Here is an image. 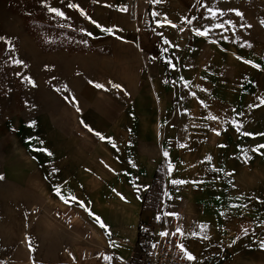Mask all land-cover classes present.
<instances>
[{
    "label": "crops",
    "instance_id": "0c3cea01",
    "mask_svg": "<svg viewBox=\"0 0 264 264\" xmlns=\"http://www.w3.org/2000/svg\"><path fill=\"white\" fill-rule=\"evenodd\" d=\"M85 6L88 18L74 27L89 45L51 58L59 88L41 114L15 122L5 180L25 189L27 203L65 214L71 232L92 236L86 264H143L164 227L155 218L168 213L192 264H264V149L252 151L264 144V34L246 38L231 11L244 0ZM159 183L171 211L147 205L161 202Z\"/></svg>",
    "mask_w": 264,
    "mask_h": 264
},
{
    "label": "rangeland",
    "instance_id": "374dc122",
    "mask_svg": "<svg viewBox=\"0 0 264 264\" xmlns=\"http://www.w3.org/2000/svg\"><path fill=\"white\" fill-rule=\"evenodd\" d=\"M86 2L0 0V264H86L82 259L91 255L85 249L91 241L89 233L78 236L71 232V220L58 209L27 203L25 189L9 183L2 174L4 160L10 153L7 141L15 122L41 114L46 95L49 98L51 89L56 92L59 88L60 76L54 74L51 58L59 54L60 48L72 52L89 45L85 33L74 27L76 19L85 16L67 7L68 3L76 4L85 12ZM45 5L60 9L66 18L49 12ZM241 13L243 18L237 16L238 19L251 26L244 27L246 38L254 33L264 34V0H244ZM182 88L181 98H186L184 81ZM164 171L160 174L169 173ZM165 191L159 183L154 194L161 197V202L147 203L156 213L160 205L172 210V205L162 200ZM163 215L155 220L163 221L164 227L175 225L179 229L176 216Z\"/></svg>",
    "mask_w": 264,
    "mask_h": 264
},
{
    "label": "snow or ice",
    "instance_id": "6c2138e0",
    "mask_svg": "<svg viewBox=\"0 0 264 264\" xmlns=\"http://www.w3.org/2000/svg\"><path fill=\"white\" fill-rule=\"evenodd\" d=\"M62 2H63V0H62ZM157 2H159V0H157ZM200 3V0H197V4H199ZM47 8H48V11L49 12H52V13H55V15L56 16H59V17H61V18H66L65 17V14H64V12H62L60 9H58V8H55V7H51V6H48V5H45ZM67 7H69V8H75V9H77L78 11H80V14L81 15H83V16H85L86 18H88L87 17V14L84 12V10L82 9V8H80V6L79 5H76V4H72V3H68V5H67ZM121 10H124V11H126V9H121ZM207 11L211 14V16L213 17V18H215L218 14L219 15H223V13L222 12H219L218 13V11L217 10H214L213 8H211V7H208L207 8ZM231 11H234L235 12V15L236 16H239V17H241V18H243V14L241 13V12H239L238 10H235V9H231ZM90 19V18H89ZM169 24H171V21H167ZM191 20H188L187 21V23H189V24H191ZM92 23H94V24H96V27H101L99 24H97L95 21H92ZM227 23H229L230 25H231V21H228ZM261 23H262V25H264V21H261ZM217 28H223L224 27V24H216L215 25ZM233 27H234V25H232ZM172 27H176V25H172ZM241 27H251L250 25H241ZM103 31H105V32H107V33H112V29H109V28H104V29H102ZM208 29L206 28V29H204L203 31H201V30H199V29H195V34L196 35H198V36H207L208 35ZM88 35H91V33H88ZM164 43H169V41H167V40H165L164 41ZM241 46H245V45H241ZM248 47H251V45H247ZM245 63H251V61H244ZM16 63H21L20 61H16ZM254 67H260L259 65H253ZM29 82H31V81H29ZM89 83H92L91 81H89ZM111 83V82H110ZM96 88H104V85H101V84H95L94 85ZM112 87H114V88H117V89H120L121 88V86L120 85H118V84H113L112 85ZM106 90V89H105ZM65 99L67 100L68 99V97H65ZM70 102H74V98H73V101H70ZM261 104H264V99H261ZM77 111H80V109H79V107H77ZM209 119H216V117H214V116H210L209 117ZM85 127H87V125H85ZM237 127V131H239V126L237 125L236 126ZM89 131H92V129L91 128H89L88 129ZM217 134H219V133H217ZM244 135H251L250 133H247V132H245V133H243ZM96 135L97 136H99L100 137V139H105V137H103L100 133H96ZM109 141H110V138H109ZM111 142V141H110ZM112 146L115 148L116 147V145L113 143L112 144ZM181 147H183V145H181ZM260 149H264V144H261V145H258L257 146V148H254V149H252V151H254V152H258V151H260ZM42 151H47L46 149H42ZM262 154H264V153H262ZM48 155H51V153L50 152H48ZM244 155H245V159H247L248 157H247V153L245 152L244 153ZM165 156H167V153L165 152ZM169 168H170V170H171V165L169 166ZM55 171V170H54ZM0 179H3V177H0ZM172 183H184L183 181H172ZM56 194L59 196L60 195V190H59V188H57L56 189ZM61 199H64V197L63 196H61ZM70 199H72V200H75L76 198L75 197H70ZM68 201L67 200H65V203H67ZM80 203V206L81 207H85V205L83 204V202H79ZM85 210L86 211H88V209L87 208H85ZM89 214L90 215H93L90 211H89ZM95 220L99 223V225H100V227L101 228H105L106 227V225L100 220V218L98 217V216H96L95 217ZM206 225H201L200 226V231L201 232H204L205 231V229H206ZM177 231H179V229L177 230ZM245 232H247V229H245ZM160 235H162V236H166V235H168V233H166V232H163V233H160ZM193 235H196V233H193ZM202 239H205V240H207L208 239V236H207V234L205 233L202 237H201ZM29 247L31 248V243H29ZM178 247H180L181 248V250L184 252V254H185V257L189 260V261H193V260H195L196 259V257H194L192 254H190L189 252H187L185 249H184V246L181 244V245H178ZM105 259H108V260H110L111 259V257H105Z\"/></svg>",
    "mask_w": 264,
    "mask_h": 264
},
{
    "label": "built area",
    "instance_id": "2783aa9c",
    "mask_svg": "<svg viewBox=\"0 0 264 264\" xmlns=\"http://www.w3.org/2000/svg\"><path fill=\"white\" fill-rule=\"evenodd\" d=\"M177 230L178 227L175 225L163 227L161 233L166 232L168 235H160L157 239L151 240L150 254L143 264H192L178 247L181 243L180 232Z\"/></svg>",
    "mask_w": 264,
    "mask_h": 264
}]
</instances>
